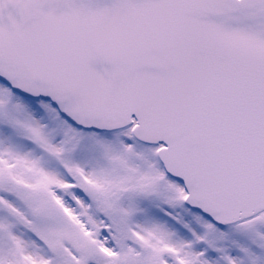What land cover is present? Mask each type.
<instances>
[{"label":"snow or ice","instance_id":"snow-or-ice-1","mask_svg":"<svg viewBox=\"0 0 264 264\" xmlns=\"http://www.w3.org/2000/svg\"><path fill=\"white\" fill-rule=\"evenodd\" d=\"M0 264H264V0H0Z\"/></svg>","mask_w":264,"mask_h":264}]
</instances>
